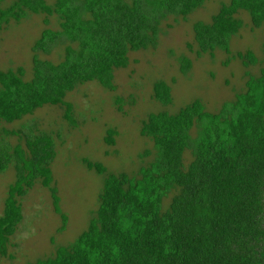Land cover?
<instances>
[{"label":"trees","instance_id":"1","mask_svg":"<svg viewBox=\"0 0 264 264\" xmlns=\"http://www.w3.org/2000/svg\"><path fill=\"white\" fill-rule=\"evenodd\" d=\"M204 1L11 0L0 8V26L29 13L44 14V24L55 16L58 28H42L32 50L64 47L58 61L33 53L28 79L22 66L0 69V121L21 119L43 104H60L63 118L72 123L66 92L86 81L113 90V69L128 64V52L154 47L163 18L185 19ZM225 1L208 22L192 23L197 54L230 53L228 40L241 27L238 11L248 14L252 27L264 24V0ZM232 57L243 66L257 60L249 50ZM179 63L182 72L189 67L185 58ZM245 76L243 90L215 112L197 99L174 113L148 112L138 133L150 139L152 153L147 154L154 157L135 174L106 173L101 164L82 159L87 169L104 175L86 228L51 255L25 264H264V64L256 75ZM170 89L155 80L152 98L166 105ZM2 132L19 140L12 146L0 140V172L10 164L14 174L0 214V256H6L22 217L19 198L35 182L49 191L61 219L58 230L66 216L51 184L49 135ZM115 134L113 128L106 130V144H113Z\"/></svg>","mask_w":264,"mask_h":264},{"label":"rangeland","instance_id":"2","mask_svg":"<svg viewBox=\"0 0 264 264\" xmlns=\"http://www.w3.org/2000/svg\"><path fill=\"white\" fill-rule=\"evenodd\" d=\"M10 1L0 2V8ZM220 1L205 0L185 19L171 14L163 18L155 46L128 52V64L113 69V90L105 89L95 81H86L66 92L64 101L71 105L72 123L63 118L60 104H43L21 119L7 123L0 121V140L10 146L19 141L18 136L4 135L2 130H16L19 135L42 130L49 135L54 151L49 166L51 184L59 197L58 206L66 216L63 229L58 230L61 219L54 211L49 191L35 182L19 198L22 217L9 237L7 255L0 256V264H25L49 256L57 246L67 245L86 228L96 207L104 175L87 169L82 159L101 164L106 173L135 174L139 166L146 165L151 161L150 157H154L147 154V150L152 153L150 139L138 133L140 121L148 112L174 113L194 99L206 110L215 112L230 101L234 93L243 90L245 72L258 73L264 64V24L252 27L245 11L235 14L241 20V27L228 40L230 55L220 49H214L211 55L196 53L192 23L208 22ZM44 18V14L29 13L19 21L10 19L1 24L0 69L22 66L28 79L33 53L51 61L62 58V43L56 44L49 53L32 50L42 28H58L55 16L47 17V24L43 23ZM247 50L257 59L254 65L243 66L232 57L237 51ZM180 58L189 62L184 72L180 70ZM155 80L170 85L171 100L166 105L152 98ZM117 99H120L119 103H115ZM108 128L116 130L113 144L104 141ZM187 160L188 153L185 152L184 161ZM13 179L9 164L0 172V214L7 186ZM167 201L164 199V203Z\"/></svg>","mask_w":264,"mask_h":264}]
</instances>
